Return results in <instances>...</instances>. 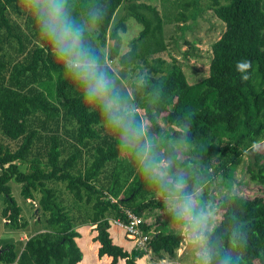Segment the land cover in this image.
<instances>
[{
    "label": "trees",
    "instance_id": "obj_1",
    "mask_svg": "<svg viewBox=\"0 0 264 264\" xmlns=\"http://www.w3.org/2000/svg\"><path fill=\"white\" fill-rule=\"evenodd\" d=\"M170 1L183 20H195L202 11L200 0ZM68 5L86 47L110 79L116 81V72L109 61L134 77L128 105L122 104L152 141L158 165L182 182L184 196L202 199L196 208L211 215L201 242L211 252L208 264H219L221 254L235 264H264V0L208 1L204 9L225 29L212 43L208 75L193 83L167 48L155 5L139 0H68ZM118 10L122 15L116 17ZM129 17L142 29L121 54ZM241 61L250 64L246 80L237 69ZM168 139L175 144L163 142ZM159 142L165 144L162 151ZM10 182L37 203L45 227L28 236L20 251L0 238V264H79L76 227L82 223L93 232L89 243L96 260L107 264H137L146 253L153 262L163 261L191 243L189 230L184 235L174 228L184 221L165 203L177 197L147 179L105 116L85 105L82 89L55 61L24 0H0V214L9 230L20 231L27 222ZM156 209L164 211L162 221L148 222ZM129 210L142 217L140 227L149 233L145 249L124 229L131 249L110 235L112 220L126 222ZM200 251L195 250V264H201Z\"/></svg>",
    "mask_w": 264,
    "mask_h": 264
},
{
    "label": "clouds",
    "instance_id": "obj_2",
    "mask_svg": "<svg viewBox=\"0 0 264 264\" xmlns=\"http://www.w3.org/2000/svg\"><path fill=\"white\" fill-rule=\"evenodd\" d=\"M24 6L36 22L39 34L50 45L55 61L82 89L85 105L98 109L105 116L108 125L118 133L120 146L134 154L146 178L159 183L164 192L177 197L175 201L166 199L165 203L172 206L175 215L184 221L190 242L201 249V264H208L211 252L206 245L201 247V242L207 240V214L197 209L190 197L183 195L182 182L169 177L167 168L158 165L152 141L144 139L141 127L130 109L122 104L113 81L86 47L83 28L71 15L68 0H24ZM95 15L93 11L91 16ZM249 67L247 61L237 64L242 80L248 78L245 70ZM219 264L235 262L230 255L221 254Z\"/></svg>",
    "mask_w": 264,
    "mask_h": 264
},
{
    "label": "rangeland",
    "instance_id": "obj_3",
    "mask_svg": "<svg viewBox=\"0 0 264 264\" xmlns=\"http://www.w3.org/2000/svg\"><path fill=\"white\" fill-rule=\"evenodd\" d=\"M143 1L152 5H155L159 11V14L164 19V26H163V34H164V41L167 45L170 54L173 55L181 64V67L184 71V74L189 82H197L202 80L206 77L209 73V64L212 57V43L216 41L222 34L225 29L224 23L217 18V16L213 13L212 10L204 9L206 4L209 0H200V6L202 7L201 13L196 17L195 20H191L190 18L181 19L180 15L176 16V12L178 10L177 7L171 6L173 1H163V0H139ZM118 16H121L122 13L120 10L117 11ZM178 18V19H177ZM177 19V20H176ZM181 25V26H180ZM126 32L122 33V45H121V54L124 53L129 49L130 41L138 36L139 32L142 29V25L138 23L133 18L129 17L126 19ZM181 27V28H180ZM107 51V49H106ZM109 65L115 70V78L116 81L113 80L114 86H118L119 91L121 92V101H123L124 105H128L127 100V93L130 92V83L131 81H135L134 77H128L127 74H123L120 69V65L117 62H108ZM138 70V68H137ZM114 78V79H115ZM126 95V96H125ZM159 123L161 127L167 130L168 124L166 121L161 118L159 119ZM170 142V144H175L171 139L164 140V143ZM162 142L163 145H165ZM158 146L161 145L160 142L157 144ZM163 145L159 147V150H163ZM247 161L245 157L243 164L239 168V176H243L244 165ZM216 185V180L214 181V186ZM12 195L15 198L17 204L22 208V216L26 220L27 224L20 231L12 230L16 234H8L4 235L3 231L6 229L4 224L5 220L1 221V214H0V238L2 240H10L14 242L16 245L15 250L20 251L24 244L25 240L28 236L38 232L45 227V222L43 221V217L40 211L34 212V208H37V203L31 199H24L20 194V184L16 182H10ZM63 187V186H62ZM213 187V185H212ZM65 198H71L70 194L64 193ZM193 201L195 207H199L202 199H197L194 196L190 197ZM30 201H33L34 206L31 205ZM167 209H173L172 206L167 204ZM81 214H84V211H80ZM164 211L161 209L152 210L149 212V216L146 218L148 222L152 223H159L162 221ZM42 217V218H41ZM209 221H211V215L208 217ZM40 219L39 221H37ZM42 219V221H41ZM120 227V226H118ZM177 232L181 234H186L188 231L185 224H179L174 227ZM79 231L80 241L78 242L83 245L87 246L88 240L90 241L93 232L91 228H88L87 224H79L76 227ZM116 229V228H114ZM113 229V230H114ZM9 235H12L8 237ZM26 236V237H25ZM21 237V238H20ZM198 249L192 243L188 241L182 244L178 249L175 251L174 258L165 257V261L168 264H195L194 257H195V250ZM199 251V250H198ZM200 257V255H199ZM83 261L85 262L86 257L83 254L82 257ZM54 264V263H51ZM61 264H68L67 260H65Z\"/></svg>",
    "mask_w": 264,
    "mask_h": 264
},
{
    "label": "crops",
    "instance_id": "obj_4",
    "mask_svg": "<svg viewBox=\"0 0 264 264\" xmlns=\"http://www.w3.org/2000/svg\"><path fill=\"white\" fill-rule=\"evenodd\" d=\"M1 219H2L1 221L4 220L3 218H1ZM114 228H116V229H114ZM121 229L122 228L118 227L117 225H116V227H112V229H110V235H111L114 242H116L119 245H122L126 249H131L133 247V243H132V241H129L125 238V236L123 235L124 233ZM12 233L17 235V233L13 232L12 230H9L7 227L3 231L4 235H8V234H12ZM10 236H12V235H9L8 237H10ZM78 240L80 241V237L77 238V242H78ZM78 245L80 246L82 253L86 257L85 262L82 263V261H83V259H82L79 264H107L106 260H104V261H97L96 260L95 249L90 245L89 240L87 242V246H83L79 242H78ZM137 264H168V263H166L165 259L163 261H154L153 262L150 259V253H146L144 256L137 259Z\"/></svg>",
    "mask_w": 264,
    "mask_h": 264
},
{
    "label": "built area",
    "instance_id": "obj_5",
    "mask_svg": "<svg viewBox=\"0 0 264 264\" xmlns=\"http://www.w3.org/2000/svg\"><path fill=\"white\" fill-rule=\"evenodd\" d=\"M127 221L122 223L119 220H112L117 226L124 229L126 236L129 239L134 240L137 247L145 249L146 242L149 239V233H146L141 227L143 219L141 216L135 214L132 211H126Z\"/></svg>",
    "mask_w": 264,
    "mask_h": 264
},
{
    "label": "water",
    "instance_id": "obj_6",
    "mask_svg": "<svg viewBox=\"0 0 264 264\" xmlns=\"http://www.w3.org/2000/svg\"><path fill=\"white\" fill-rule=\"evenodd\" d=\"M30 203H31V205H33L34 206V203H33V201H30ZM38 211V209L37 208H34V212H37Z\"/></svg>",
    "mask_w": 264,
    "mask_h": 264
}]
</instances>
